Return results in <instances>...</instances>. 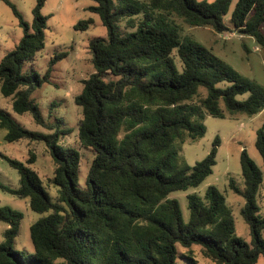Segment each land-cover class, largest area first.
I'll return each instance as SVG.
<instances>
[{"label": "trees", "instance_id": "trees-1", "mask_svg": "<svg viewBox=\"0 0 264 264\" xmlns=\"http://www.w3.org/2000/svg\"><path fill=\"white\" fill-rule=\"evenodd\" d=\"M1 1L23 28L21 41L0 60L1 94L12 98L16 114L30 113L45 132L29 130L4 109L0 128L8 143L45 144L57 194L52 196L31 167L34 156L24 163L0 152L20 174L19 189L1 188L29 199L41 215L31 226L34 254L16 252L23 214L0 206V221L8 225L0 241V264H177L179 258L197 264L194 246L215 264H257L264 258V216L257 203L264 175L246 150L241 153L245 188L233 181L230 187L245 199L241 214L250 228V244L235 235L232 210L215 186L204 198L188 196V222L178 200L170 198L173 192L199 187L213 173L218 137L193 167L181 155L188 141L205 136L207 116L253 117L264 110V87L193 38H182L174 21L229 32L224 18L234 0H93L96 5L89 10L100 17L107 37L90 41L94 73L75 97L81 110L78 143L93 153L83 184L81 151L62 143L71 130L63 129L61 120L47 122L32 98L51 82L55 65L68 54L52 57L44 76L25 71L46 46L48 18L41 11L47 0H37L32 24L11 0ZM92 23L79 22L77 29L85 31ZM231 23L264 50V0H237ZM246 94V100L238 99ZM256 147L264 163V129L257 133ZM178 246L187 251L179 254Z\"/></svg>", "mask_w": 264, "mask_h": 264}, {"label": "rangeland", "instance_id": "rangeland-1", "mask_svg": "<svg viewBox=\"0 0 264 264\" xmlns=\"http://www.w3.org/2000/svg\"><path fill=\"white\" fill-rule=\"evenodd\" d=\"M11 1L21 13L24 21L32 24L34 20L33 9L37 0ZM196 1L213 2L215 0ZM236 2L237 0H234L229 14L224 18L225 24L231 27L229 32L219 33L211 27H191L177 17H174V21L181 30L182 38H193L213 51L240 75L264 87V50L254 38L243 35L232 28L231 13ZM95 5L93 0H47L41 11L42 15L48 18L45 30L46 46L38 53L34 63L25 65V71L31 72L34 69L44 76L52 57L62 53L68 54L66 58L55 65L51 82L44 84L34 92L32 98L47 122L52 123L61 120L62 128L71 130V134L64 137L62 143L65 146L75 147L82 153L80 184L85 182L93 160V153L81 148L78 143V122L81 118V110L75 104V97L82 92L83 81L94 73L92 54L89 49L90 41L94 38L107 37V30L102 25L100 17L89 10ZM88 20H92L93 23L87 30L77 29L79 22ZM120 28L121 31H126L125 22L120 23ZM262 30L264 31V25ZM22 37L23 28L20 26L19 19L13 10L0 0V60L15 49ZM177 65L182 70V64L179 60ZM203 95H205L204 92ZM247 97L246 94L239 96L238 99L244 101ZM53 104L55 106H52ZM0 109L12 114L18 122L29 130L45 132V129L35 123L30 113L16 114L12 108V98L4 97L1 91ZM205 126L207 128L205 136L195 142L188 141L183 146L181 155L193 167L197 162L207 157L218 137L220 144L217 147V164L213 168V173L199 187L173 192L170 194V198L178 200L184 220L188 222L190 218L188 196L196 194L204 198L207 189L210 186H215L224 195L232 210L235 235L250 244L252 241L250 228L241 214L245 199L231 189L230 182L233 181L240 190L245 188L241 166L243 150H246L264 175L263 159L256 147L257 133L264 129V110L253 117L238 115L220 119L207 116ZM6 133V130L0 128V152L24 163L34 156L36 163L31 167L36 170L46 189L55 197L57 191L51 183L54 163L45 144L27 140L14 144L8 143L5 141ZM1 186L13 190L19 189L20 174L0 157V206L10 207L23 214L20 234L15 240L14 250L34 254L31 226L39 220L41 215L31 209L29 199L19 198L5 191ZM257 203L260 208V215L264 216V181L257 194ZM7 229L8 225L0 221V241H3ZM192 250L197 264H215L203 257L199 246H194ZM186 251L187 249L178 246L179 254ZM177 264L190 263L186 259L179 258ZM257 264H264V258H260Z\"/></svg>", "mask_w": 264, "mask_h": 264}, {"label": "built area", "instance_id": "built-area-1", "mask_svg": "<svg viewBox=\"0 0 264 264\" xmlns=\"http://www.w3.org/2000/svg\"><path fill=\"white\" fill-rule=\"evenodd\" d=\"M223 37H225V36H223ZM228 37V36H227Z\"/></svg>", "mask_w": 264, "mask_h": 264}]
</instances>
